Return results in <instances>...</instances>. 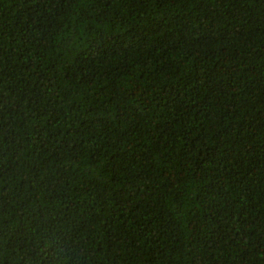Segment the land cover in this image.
Segmentation results:
<instances>
[{
  "label": "trees",
  "instance_id": "1",
  "mask_svg": "<svg viewBox=\"0 0 264 264\" xmlns=\"http://www.w3.org/2000/svg\"><path fill=\"white\" fill-rule=\"evenodd\" d=\"M0 264H264V0H0Z\"/></svg>",
  "mask_w": 264,
  "mask_h": 264
}]
</instances>
